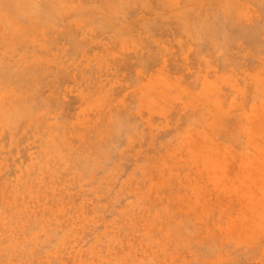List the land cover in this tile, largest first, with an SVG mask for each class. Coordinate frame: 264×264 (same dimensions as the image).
Returning <instances> with one entry per match:
<instances>
[{"label": "rangeland", "instance_id": "374dc122", "mask_svg": "<svg viewBox=\"0 0 264 264\" xmlns=\"http://www.w3.org/2000/svg\"><path fill=\"white\" fill-rule=\"evenodd\" d=\"M0 264H264V0H0Z\"/></svg>", "mask_w": 264, "mask_h": 264}]
</instances>
